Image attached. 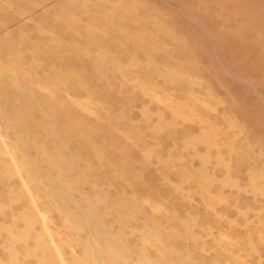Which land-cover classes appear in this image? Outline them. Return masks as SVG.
Here are the masks:
<instances>
[{
  "label": "rangeland",
  "instance_id": "374dc122",
  "mask_svg": "<svg viewBox=\"0 0 264 264\" xmlns=\"http://www.w3.org/2000/svg\"><path fill=\"white\" fill-rule=\"evenodd\" d=\"M16 3L0 0V9L18 15ZM39 3L6 22L0 37L25 23L57 36L50 24L53 7H66L68 0ZM103 3L114 10V19L97 20L94 26H114V34L92 46L66 42L84 45L101 64L103 78L93 86L106 96L70 92L67 99L89 123L99 124L106 139L102 149L114 177L103 185L111 192L115 188L110 199L114 227L122 231L115 242L143 245L163 264L185 262L188 253L196 264H264V0ZM41 13L45 17L37 20ZM28 84L48 93L30 77ZM6 157L21 170L16 152ZM16 175L23 204L31 201L37 216L35 231L42 233L51 264H109L93 229L65 218L62 210H74L72 201L59 207L22 173ZM82 241L93 250L87 257ZM167 244L184 257L166 258Z\"/></svg>",
  "mask_w": 264,
  "mask_h": 264
},
{
  "label": "bare ground",
  "instance_id": "6f19581e",
  "mask_svg": "<svg viewBox=\"0 0 264 264\" xmlns=\"http://www.w3.org/2000/svg\"><path fill=\"white\" fill-rule=\"evenodd\" d=\"M40 1L16 0L18 15L6 14L0 9V28L6 22L18 20L23 12L38 7ZM104 1L68 0L69 5L66 7L54 6L56 12L50 24L57 36L43 31L37 24L29 27L25 23L0 37V118L7 121L5 126L0 124V264H51L42 233L35 231L38 219L31 201L27 205L23 204L22 189L16 180L17 171L48 201L55 198L59 207L67 200L74 203V210H62L65 218L93 229L92 236L99 243L100 254L107 263L163 264L153 259L152 254L150 257L143 245L134 247L126 240L115 242L122 231L114 227L115 209L110 199L114 196L115 188L111 192L103 185L106 179L114 177V167L106 164V151L104 153L102 149L106 139L99 134V124L89 123L78 110L72 108L67 99L70 92L106 96L104 89L93 86L96 79L103 78L99 73L101 64L90 57V53L88 55L89 49L84 48V45L66 42L74 39L92 46L105 42L110 38V33L114 34V26H107L104 30L94 26L97 20L114 19V10L105 7ZM44 17L45 13H41L36 19ZM120 35L123 37V34ZM29 77L46 86L48 93L30 86ZM6 137L15 142L7 143ZM11 150L17 153L22 164L21 170H16L14 160L11 163L8 161L10 159H7L6 154ZM120 224L123 225L122 222ZM174 235L172 229L167 231L170 241ZM81 243L83 255L87 257L93 250L86 241ZM168 246L163 253L166 258L183 256L182 251L174 250L171 244ZM185 257V262H179V259L166 264H196L191 262L189 253ZM71 264L87 263L84 260H72Z\"/></svg>",
  "mask_w": 264,
  "mask_h": 264
}]
</instances>
